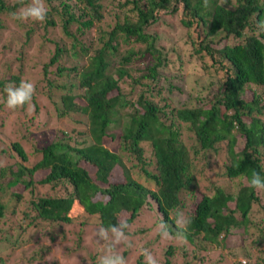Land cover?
I'll use <instances>...</instances> for the list:
<instances>
[{
  "label": "trees",
  "instance_id": "1",
  "mask_svg": "<svg viewBox=\"0 0 264 264\" xmlns=\"http://www.w3.org/2000/svg\"><path fill=\"white\" fill-rule=\"evenodd\" d=\"M45 1L49 3L50 0ZM28 2L23 0V5ZM125 2L131 4L129 11L134 14V20L123 16L98 47H91L92 54L88 53L90 47L81 44L80 51L87 55L84 65H59L55 70L56 75L69 77L71 73L75 78L61 86L64 90L59 96V114L76 112L84 115L90 141H82L76 146L58 139L40 149L41 157L31 167L1 170V179L6 178V174L9 176L4 186L0 183V194L2 189L17 183L26 187L31 179L25 180V175L47 169L39 180L41 183L54 186L64 183L69 190L62 197L30 200L31 208L36 211L30 219L69 222L79 215L95 216L101 227L109 229L117 225L121 213L125 216L123 221L129 222L147 205L153 207L160 221L169 225L175 237L174 217L178 209H183V194L187 192L191 197L184 213L192 222L182 246L194 252L206 251L223 246L226 237L236 230L247 235L251 227L264 241V228L260 226L264 220L259 218L254 223L249 214L254 204L264 211L261 200L264 191L248 186L253 172L264 178V121L253 114H261L264 103H260L256 94L249 100L241 97L247 83L262 86L264 91V0H207V6L205 0ZM23 5L20 0L11 6L0 0V12L16 11ZM100 9L99 0H57V4L50 5L47 11L45 25H53L52 15L57 14L62 30L73 37V49L79 43L74 33H83L94 21L100 20ZM161 15L177 16L186 31L192 53L208 56L212 66L216 64L224 70L218 94L209 106L165 111L142 92L132 97L133 90H130L128 97L121 89L119 81L126 76L132 82L144 85L147 93L152 94L150 83L158 79L166 56L156 45L157 34L148 28L157 23ZM70 25H74V32L69 31ZM220 41L224 43L214 47ZM120 42L139 43L143 47L119 51ZM62 51V47L56 46L48 63L43 64L44 73L49 64L58 61ZM76 53V50L72 51L73 55ZM145 54L152 60L134 79L129 64ZM12 79L18 82L16 77ZM74 88H82L81 94L74 93ZM76 97L81 98L82 104L74 101ZM126 106L130 111L121 112ZM219 107L223 108L221 112ZM244 116L249 117L247 122L243 121ZM175 120L183 124L185 137L191 138L188 147L181 140L180 124ZM114 129L118 134L113 132ZM104 137H117V150L106 148L102 144ZM238 140L242 146L235 149ZM222 141H225L228 161L220 174L227 179H236L235 188L212 183L197 189L202 167L197 168L195 161L200 157L202 163H206L205 156L216 154L217 144ZM11 146L25 160L21 146L16 142ZM115 166L121 171L119 182L108 180ZM10 196L13 197L6 205L0 200V217L20 197L16 192H11ZM23 216L29 218V213ZM30 222L28 219L27 225ZM165 252L171 256L172 246L169 245ZM170 261L165 258L162 264H170ZM236 264L251 263L239 259Z\"/></svg>",
  "mask_w": 264,
  "mask_h": 264
},
{
  "label": "rangeland",
  "instance_id": "2",
  "mask_svg": "<svg viewBox=\"0 0 264 264\" xmlns=\"http://www.w3.org/2000/svg\"><path fill=\"white\" fill-rule=\"evenodd\" d=\"M3 1L11 6L17 0ZM28 1V4L31 3V0ZM44 3L49 9L50 5L57 4V0H50L49 3L44 0ZM99 3L101 19L94 21L83 33H74L79 43L73 49H71L73 37L62 30L60 17L57 14L52 15L53 25H45V20L42 22L14 20L12 13L15 10L0 12V82H2L0 84V176L1 170L8 167L10 170H15L18 166L31 167L41 157L40 149L58 139L66 140L69 145L76 146L81 145L82 141L85 143L90 141L84 115L76 112L59 114L61 108L59 96L64 90L61 86L75 81V78L71 77V73L69 77L56 75L55 70L59 65L65 67L84 65L87 55L80 51L81 44L90 47L88 53L92 54L91 47L92 49L98 47L117 21L121 22L125 15L132 20L135 18L129 11L131 4L125 0H99ZM160 18L148 28V31L157 34L156 45L162 48L166 56L164 67L159 69L158 79L150 83L153 85L152 94L147 93L144 85L136 84L126 76L119 81L121 89L128 97L130 94L134 97L138 92H142L146 98L162 106L165 111L171 108L209 106L218 94L219 85L224 79V70L219 69L216 64L212 66L208 56L200 57L192 53V47L185 35L186 31L180 26L177 16L161 15ZM69 31H75L74 25L69 26ZM223 43L224 41H220L214 47H219ZM56 46L62 47L63 51L58 61L49 64L44 73L43 64L48 63ZM129 47L136 49L143 46L134 42H120L118 50L122 51ZM73 50L77 52L75 55L72 54ZM151 60L148 54L134 59L129 64L132 78L135 79L144 65ZM12 77H16L18 82L16 83ZM21 81L33 82L36 87L35 94L31 102L24 107L10 110L5 105L4 89L8 85L18 86ZM142 82L147 81L142 79ZM130 90L133 91L129 94ZM72 91L81 94L82 88H74ZM253 94L258 96L260 103H264L262 86L245 84L241 97L249 100ZM74 101L82 104L80 97H76ZM219 110L221 112L223 108L219 107ZM120 111L126 113L130 108L126 106ZM253 114L264 121V109L261 114ZM248 120L249 117H243L244 122ZM178 123L181 140L188 147L191 138L185 137L186 134L182 132L184 126L181 122ZM113 132L118 134L117 129ZM14 142L21 146L25 160H22L12 149L11 145ZM102 144L109 150L115 151L118 148L117 137L114 139L104 137ZM217 146L219 148L216 154L205 156L206 163L203 164L200 157L195 161L197 168L202 167L201 173L198 174L197 189H204L212 183L230 189L235 188L236 179H227L220 174L224 163L228 161L225 155V141L218 143ZM241 146L242 142L238 140L235 149ZM47 171V169L36 170L31 176L25 175L23 177L25 180L31 179L26 187L22 183H17L5 190L2 189L0 200L3 204L13 197L10 196L11 192L18 193L20 197L14 206L5 207L0 217V264H97L98 258L108 249L107 242L98 239L96 235L101 227L97 217L85 218L79 215L69 222L49 221L38 217L30 219L36 214L29 204L30 200L39 197H62L67 195L69 190L64 183L56 186L51 183H41L39 180ZM6 176L4 179L0 178L2 186L5 185L9 175ZM108 180L113 182L122 180L118 166L112 169ZM190 197L187 192L183 194L184 207L181 209L183 212ZM261 200L264 202V197H261ZM252 208V212L249 213L250 220L256 223L262 218L263 221L264 211L261 210L260 205L254 204ZM24 213H29V218L24 217ZM122 214L119 216V221H123L125 217ZM28 219L31 222L27 225ZM159 223V217L153 207L143 206L137 215L127 222L128 227L125 229L127 241L118 245L115 251L125 257L127 264H144V257L140 254L142 247L152 252L159 264H162L165 258L171 260L170 264H186V262L236 264L239 259H247L251 264H264V241L259 238L255 228L251 227L247 235L236 230L226 237L223 246L194 252L182 246L183 244L174 236L171 239H162L156 227ZM260 226L264 228V221ZM255 237L259 239L254 240ZM169 245L172 246L171 256L165 252Z\"/></svg>",
  "mask_w": 264,
  "mask_h": 264
},
{
  "label": "clouds",
  "instance_id": "3",
  "mask_svg": "<svg viewBox=\"0 0 264 264\" xmlns=\"http://www.w3.org/2000/svg\"><path fill=\"white\" fill-rule=\"evenodd\" d=\"M223 2V0H222ZM23 5V0H20ZM205 6H207V0H205ZM47 7L44 0H31L27 6L20 7L17 11L12 13V18L17 21H44L47 15ZM6 93L5 105L10 110H15L24 107L31 102L36 91L35 84L31 81H21L18 86L8 85L4 89ZM248 186L264 191V178L257 172H253L251 178L248 180ZM192 219L187 216L182 210H177L174 223L176 225L175 239L181 243L186 241V233L188 227L191 224ZM128 227L126 221H119L117 225L112 226L109 229L100 227L96 235L98 239L106 241L108 249L104 255L100 256L97 260V264H127L123 255L115 251V248L127 241L125 235V229ZM158 235L162 239H171L172 234L169 229V225L163 220L156 226ZM111 234V235H110ZM140 254L144 257V264H159V261L147 248H141Z\"/></svg>",
  "mask_w": 264,
  "mask_h": 264
}]
</instances>
